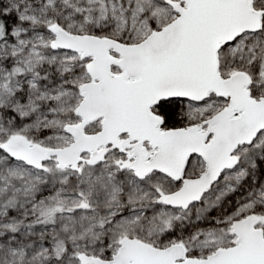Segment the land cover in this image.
I'll return each mask as SVG.
<instances>
[{
    "label": "snow or ice",
    "instance_id": "obj_1",
    "mask_svg": "<svg viewBox=\"0 0 264 264\" xmlns=\"http://www.w3.org/2000/svg\"><path fill=\"white\" fill-rule=\"evenodd\" d=\"M0 264H264V0H0Z\"/></svg>",
    "mask_w": 264,
    "mask_h": 264
}]
</instances>
